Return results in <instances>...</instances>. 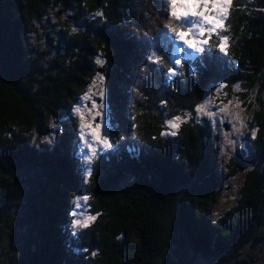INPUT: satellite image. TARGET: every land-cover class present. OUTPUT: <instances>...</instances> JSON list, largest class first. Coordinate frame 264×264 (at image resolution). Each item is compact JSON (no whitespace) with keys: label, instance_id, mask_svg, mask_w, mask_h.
Segmentation results:
<instances>
[{"label":"trees","instance_id":"16d2710c","mask_svg":"<svg viewBox=\"0 0 264 264\" xmlns=\"http://www.w3.org/2000/svg\"><path fill=\"white\" fill-rule=\"evenodd\" d=\"M166 17V0H0V264H264V0H232L226 52L215 34L187 48ZM97 73L125 135L86 163L74 108ZM220 84L253 110L224 162L196 110ZM85 195L96 219L74 232Z\"/></svg>","mask_w":264,"mask_h":264},{"label":"rangeland","instance_id":"374dc122","mask_svg":"<svg viewBox=\"0 0 264 264\" xmlns=\"http://www.w3.org/2000/svg\"><path fill=\"white\" fill-rule=\"evenodd\" d=\"M165 20H168L165 23L166 25L171 20V17H166ZM172 26L176 27L178 31H186V27H182L181 23L178 21H173ZM206 35L207 33H205V36H204L205 39H207ZM160 44L162 43L160 42ZM180 47H182V44L180 43L176 44V42H174L175 52L173 53L171 58L176 59L180 55V53L178 52V49H180ZM177 66L178 65H176V68ZM101 77L102 76H100V74L98 73L95 75L91 84L82 93L81 100L77 105H80L82 111L88 116H90L91 119L94 116H96L97 112H100L101 113V115H99L100 117L97 119L98 117L97 116L96 117L97 120L92 121V122H95L94 124H98V123L101 124L102 134H104V132L106 131L109 137V141L111 143L114 142L112 140V137H113L112 133L115 132L117 135V139L116 137L115 139H116V142H118L119 138H123V136L125 135V131L124 129H121V127L119 128V127L114 126L113 121L110 119V110L108 107L109 106L108 100L107 102H103V101H106L105 97L107 96V94H106L104 79L101 80L100 79ZM94 81L95 83H93ZM219 86L215 88V91L206 93L203 97V100L198 105L203 104L205 100L207 99L211 100V103L209 104L207 109L204 112H199V113H202V114H205V113L208 114V112L216 113V115L212 116V122H213V126L215 130L221 135V144H222L221 149L222 150H221L220 159L222 162H224L227 160L230 152H233V150L235 149L237 145H243V133H246V127L248 125L249 118L252 115L253 110L249 107L248 105L249 101H246L242 93L243 89L241 85H239L238 89L233 87L232 89L227 91L224 87L223 89L220 90V92H217L216 89L219 88ZM256 89L257 87L255 88V90L252 91L253 96H255L257 92ZM101 92L104 93L103 97L100 95ZM85 93L88 94L90 99L88 100L82 99ZM98 100L100 101L98 102ZM229 101H232L233 103L229 104ZM93 102H95L97 106H99L100 103L103 102L104 107L103 108H100V107L93 108L92 107ZM224 105H227L228 111L220 112L219 111L220 107ZM197 106H196V110H197ZM89 121L84 122V123L91 124V121L90 122ZM170 121H173L174 123H177V124L179 122V121H175L174 119H170ZM225 124H228V128L225 126ZM168 128L170 130H173V127L171 126ZM89 130L90 129H85V135L87 139L91 141ZM83 144H84V141H83ZM93 147L96 149L97 154L98 152L104 149L102 145H98L95 142H93ZM84 152H85L84 156L90 155L91 149L85 146ZM242 177H243V174H240L237 177H235V179L230 178L228 180V186L223 193L225 195V199L218 206V212L215 214V217H217L220 213H222L227 208V206L232 205L236 201V199L238 198L237 197L238 194H240V184L242 182ZM81 203L83 204V201H81ZM89 206H90V202L88 200L86 205L80 208H76L75 210L76 215H75L74 221L76 219H84L86 218V216L92 215L90 214ZM81 213L83 215H80Z\"/></svg>","mask_w":264,"mask_h":264},{"label":"snow or ice","instance_id":"6c2138e0","mask_svg":"<svg viewBox=\"0 0 264 264\" xmlns=\"http://www.w3.org/2000/svg\"><path fill=\"white\" fill-rule=\"evenodd\" d=\"M167 4L170 6V17L171 20L166 25V27L170 28L173 33H175V39L182 41L184 45H187V48L194 49L196 52H204L208 50L206 46L208 45V39H205V33L208 34V37L211 38L214 34L217 35L218 47L221 52H226L225 43L228 40L227 35H219L220 30H226L224 21L227 19L229 8L231 7L232 0H166ZM100 15V13H97ZM173 21H178L181 23L182 27H186V31H178L176 27L172 26ZM191 34V38H190ZM180 51H185L183 47H180ZM155 57V53L152 56H149V60H153ZM98 64H102L103 61L97 58L96 61ZM154 63H158L159 57H156L153 60ZM175 65H181V59L174 60ZM168 72L171 74L176 73V69L174 67L168 68ZM103 79L102 77L100 78ZM95 83V81L93 82ZM235 88H239V85H235ZM224 88V85L221 84L219 88L216 89L217 92H220L221 89ZM100 95L103 97L104 93L101 92ZM83 100H88L90 97L87 93H85ZM211 103L210 99L205 100L203 104L197 106L198 112H204L209 104ZM233 103L229 101V104ZM93 108L100 107L103 108L104 105L101 104L97 106L95 102L92 104ZM76 113H79L81 116V139L84 141V144L81 146V152H84L85 146L91 149L90 155H85L86 163L91 161L93 157L97 155L96 149L93 147V142L98 145H102L104 149L112 148L113 145L109 141V137L107 132L105 131L102 134V126L101 124H96L93 127L90 123H84L85 113L82 111L81 106L77 105L74 108ZM220 112L228 111L227 105L220 107ZM97 116L101 115L100 112L96 113ZM208 115L214 116L216 113L208 112ZM180 117H175V121H180ZM167 123L173 127H178L177 123L173 121H167ZM85 129H90L91 141H89L85 135ZM172 135H176L175 132L171 133ZM254 135V133H253ZM87 175H91V167L89 165ZM89 200L88 196H82L76 198V207L80 208L87 204ZM83 201V204L81 203ZM76 215V213H74ZM80 215H83L82 213ZM96 216L88 215L84 219H76L73 222V231H77L81 227H88L89 222L94 221ZM96 253H93L95 255Z\"/></svg>","mask_w":264,"mask_h":264},{"label":"clouds","instance_id":"9594fccd","mask_svg":"<svg viewBox=\"0 0 264 264\" xmlns=\"http://www.w3.org/2000/svg\"><path fill=\"white\" fill-rule=\"evenodd\" d=\"M94 117H95V116H94ZM94 117H93V118H94ZM99 117H100V116H98V117H97V119H98ZM93 118H92V119H93ZM89 119H90V121H92V119H91V118H89ZM97 119H96V120H97ZM90 131H91V130H89V133H90Z\"/></svg>","mask_w":264,"mask_h":264},{"label":"water","instance_id":"95a60500","mask_svg":"<svg viewBox=\"0 0 264 264\" xmlns=\"http://www.w3.org/2000/svg\"><path fill=\"white\" fill-rule=\"evenodd\" d=\"M226 125V127H228V124H225Z\"/></svg>","mask_w":264,"mask_h":264},{"label":"bare ground","instance_id":"6f19581e","mask_svg":"<svg viewBox=\"0 0 264 264\" xmlns=\"http://www.w3.org/2000/svg\"><path fill=\"white\" fill-rule=\"evenodd\" d=\"M228 128V127H227Z\"/></svg>","mask_w":264,"mask_h":264}]
</instances>
